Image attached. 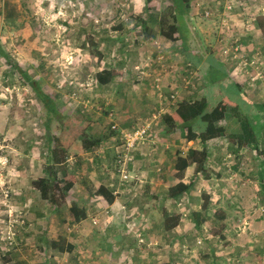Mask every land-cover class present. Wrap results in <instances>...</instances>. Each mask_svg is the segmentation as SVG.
Instances as JSON below:
<instances>
[{"label":"rangeland","instance_id":"obj_1","mask_svg":"<svg viewBox=\"0 0 264 264\" xmlns=\"http://www.w3.org/2000/svg\"><path fill=\"white\" fill-rule=\"evenodd\" d=\"M230 1L229 19L224 3L215 2L204 11L196 4L195 11L191 6V18H184L186 48L183 41L168 42L159 33L145 37L140 26L147 10L164 14L172 0L148 4L146 0H0V47L22 70L10 71V64L0 56V264H162L170 260L178 264H264V192L259 175L264 158L257 157L256 151L245 150L236 157L226 140H212L209 177L197 179L190 196L163 197L181 174L185 183L194 179L188 150L202 147L198 139L181 137L179 129L170 133L161 120L174 104L191 100L193 95L201 97L200 91L208 86L196 79L202 71L197 52L207 55L208 51L220 58L228 36L222 31L239 39L247 51L255 52L262 45L245 17L264 14V0ZM206 11L211 18H205ZM196 17L205 20L196 23ZM220 17L230 22L227 27L222 28L225 20ZM231 26L237 28L236 34L229 33ZM246 32L254 34L246 36ZM261 50L264 62V47ZM42 55L47 63L41 68ZM159 56L165 57L164 68ZM194 58L196 67L189 65ZM106 67L112 68L115 78L99 86L96 74ZM23 74L36 82L44 99ZM247 75L233 71L232 89L225 94L240 103L248 99L264 103V82L251 85ZM207 89V112H211L222 95L218 86ZM156 90L162 96L157 98ZM243 109L251 116L257 111L253 105ZM69 126L83 130L82 137L99 140V144L87 152L82 138L73 141ZM141 127H149L150 136L135 151L138 160L126 166L129 179L122 180L116 160L122 152V132ZM205 127L202 121L194 126L200 132ZM61 138L72 142L64 166L77 172L73 197L89 199L102 183L118 191L126 208L105 206L102 211L87 212L77 222L71 212L72 195L65 194L58 182L48 193L55 197L54 203L33 187L37 180L48 179V157ZM261 145L264 149V134ZM163 210L175 216L168 221L170 226L178 218L177 227L162 228ZM111 216L117 224L111 233L96 227ZM132 219L138 225L131 228ZM11 224L12 244L7 239ZM93 231L102 232L103 243H114L115 249L102 252L100 239L90 241ZM51 242L65 247L74 244L78 249L53 252ZM9 248L12 254L4 259Z\"/></svg>","mask_w":264,"mask_h":264},{"label":"trees","instance_id":"obj_2","mask_svg":"<svg viewBox=\"0 0 264 264\" xmlns=\"http://www.w3.org/2000/svg\"><path fill=\"white\" fill-rule=\"evenodd\" d=\"M152 0H146V4L150 3ZM253 1V0H252ZM148 2V3H147ZM173 5L168 7L164 14H159L156 12H152L151 10H147L146 21H143L140 24L143 35L145 37L153 36L155 33H159L161 38L168 42H177L183 41L186 39L188 30L184 27V18L189 15L191 4L189 5V0H172ZM205 13V12H204ZM251 16H246L245 20H250L251 24H253L258 32V38L261 41L260 50L257 48L254 56L258 55L259 62L264 66L263 58L260 56L262 54L261 48L264 47V14L260 13L255 20H251ZM184 33L182 32V29ZM181 30V33H180ZM157 31V32H156ZM184 45L185 42L183 41ZM242 43V42H241ZM242 45H244L242 43ZM245 47V46H244ZM160 49V48H159ZM248 52V51H247ZM0 56L5 59L10 64V71L19 70L22 73L21 68H19L18 64L13 63L11 58L7 52H4L0 47ZM160 57V56H159ZM158 57V61L161 64V67L164 68V59L160 61ZM163 58H165L163 56ZM39 65L42 68V65L47 63L44 55L40 57ZM190 65L196 67V62L192 60ZM199 71V70H198ZM206 71V69H205ZM202 71L198 72L197 78L198 80H203L205 85H213L218 80L225 79V74H222L221 70H216L211 67L207 72ZM26 79L31 81L30 86L35 91L36 95L40 99H44L42 91L39 90V86H37L36 82L30 80L27 74H23ZM224 75V76H223ZM115 78V74L112 71V68L106 67L100 72L96 74V82L99 86H107L112 83ZM155 79H153V85L155 84ZM236 87L240 88L239 85ZM203 89L200 91V93ZM156 97H160V91L156 90ZM164 94V93H163ZM165 95V94H164ZM173 95V94H172ZM171 95V96H172ZM242 100H246V96L241 93ZM170 96V98H171ZM169 98V99H170ZM172 99V98H171ZM170 99V102L173 101ZM191 100H184L182 102H177L174 104L175 108L172 109L169 113L161 116V120L165 124L166 128L170 133L174 132L176 129H179L184 138L187 141L200 140L201 149H189L188 150V165H194V179L191 182L185 183L184 174H181L177 182L167 188L164 191L163 197L168 200H176L182 197L183 195L190 196L193 188L195 186V181L199 178H208L209 170L207 169V164L210 159V146L209 142L215 139H224L228 142L229 149L231 153L238 157L245 150H251L257 152V157L264 158V149L261 145V137L264 134V103L256 104L251 102L249 99L240 103L238 100L232 99L229 95L226 94L224 98H222L218 107L214 108L211 112H207L210 107L208 100L204 97L190 98ZM48 99L45 100V102ZM174 103V102H173ZM250 103V104H249ZM255 106L257 110L253 116L244 111L243 106ZM249 108V107H248ZM80 117H84L83 114L79 111ZM79 117V116H78ZM199 121H202L205 124V131L200 132L199 128H194L195 124ZM71 132H73V141L82 138L83 147L86 151H89L96 147L99 144V140H95V142H91L89 138L85 136H81L83 130L78 129L77 127L69 126ZM187 134V135H186ZM72 142L70 143L66 141V139H58L54 142V148L50 151V155L48 157L49 162H51L50 168H48V179L41 178L33 183V187L40 191L43 197H50L47 199L48 202L51 200V203H54L55 197L52 195H48L49 192H53L55 189V183L58 182L60 185V189L63 190L65 194H68L72 191L73 186L75 185L76 171H69L64 164L66 162L68 149L70 148ZM53 165V166H52ZM51 167H54L55 172L52 171ZM60 175V177H57ZM260 179L263 181V192H264V168L260 171ZM115 189L111 188L109 185H101L97 190V196L102 197L109 205H112L116 200ZM204 197V196H203ZM207 205H209V199H205ZM264 205V199L261 202ZM203 209H207L206 204L203 205ZM71 212L74 216L75 221L80 222L86 218L87 212L85 208V201L79 200L76 202L75 207L71 209ZM163 217L165 219V223L163 224V229L165 231L172 230L178 225V218L173 225L170 226L169 222L173 217H175L172 213L167 210H163ZM174 219V218H173ZM107 224H116L112 219L107 221ZM195 224H199L195 220ZM112 228L105 229L106 231L111 230ZM102 233L98 231H93L92 233V241L99 240V248L102 252L105 250L108 252H112L115 249L114 243L104 244L103 238L99 235H95ZM94 236L96 239H94ZM7 245V242L5 241ZM119 245V244H117ZM49 248L53 252L58 253H73L78 249V247L74 244H67V246H62L58 244V242H51L49 244ZM12 254L11 248L4 252V259L9 258ZM162 264H178L175 260H170L168 262H164Z\"/></svg>","mask_w":264,"mask_h":264},{"label":"built area","instance_id":"obj_3","mask_svg":"<svg viewBox=\"0 0 264 264\" xmlns=\"http://www.w3.org/2000/svg\"><path fill=\"white\" fill-rule=\"evenodd\" d=\"M222 2L224 3L223 11L225 12L226 18H228V16L230 17V15L227 14H230V12L233 10V3L230 0H222ZM204 16L205 18L212 17L210 11H206ZM222 20L225 19L221 18V21ZM229 23L230 22L227 20H225V22L222 21V28L227 27ZM245 23L250 25L251 21L247 20ZM222 33L225 36L228 35L226 39L227 42L225 41L226 44L224 45L220 54L225 64H231L234 68V72L235 70H241L242 72H244V74H248V82L251 85H256L259 81L264 82V66L259 62V54H256V57L252 58L239 39H237L235 36L233 37V39H231L232 36H229V34H227V32L225 31H222ZM163 59V56L159 57L160 61H162ZM156 81H159V78H157ZM175 97L176 96L173 95L171 96L172 99H174ZM115 129L116 128L114 127V130ZM149 131V127H141L135 129L134 131L122 132L119 146L122 148V152L116 154V160H118V172L121 174L122 180L129 179L126 166L128 165V163L133 162L134 152L137 150L138 146L144 143L150 136ZM114 194L117 195L118 191H115ZM13 227V224H11L9 237H7V239L11 241L10 244H12L14 238V236L11 234Z\"/></svg>","mask_w":264,"mask_h":264},{"label":"crops","instance_id":"obj_4","mask_svg":"<svg viewBox=\"0 0 264 264\" xmlns=\"http://www.w3.org/2000/svg\"><path fill=\"white\" fill-rule=\"evenodd\" d=\"M192 2H190L191 3V6H192V9H194L193 8V6H195L194 4H196L197 6H201L202 7V9H203V11L204 10H206V8H209L210 9V7L209 6H214L213 4L216 2V3H220V4H223V2L222 1H217V0H191ZM195 1H197V2H200V3H196ZM224 5V4H223ZM218 10H219V6H215ZM223 8H224V6H223ZM195 10H197L196 8L194 9V11ZM203 16V15H202ZM191 17H190V15L188 16V19H190ZM214 18H216V17H214ZM257 18V16H254L253 18H251V20H255ZM192 19L194 20V17H192ZM201 19H203V20H205L203 17L202 18H200V17H196V19H195V21H196V23L199 21V20H201ZM217 19V18H216ZM218 20H220L221 21V19L220 18H218ZM195 21H192V22H195ZM225 28V27H224ZM253 29L255 30V32L257 33L258 32V30H257V28L254 26L253 27ZM203 30V29H202ZM240 30V29H239ZM247 30V29H246ZM248 31V30H247ZM203 33H206V30H203ZM229 33L230 34H232V33H234V34H236L237 33V28H234V27H230V30H229ZM252 34H254L253 32H246L245 33V35L247 36V35H252ZM221 35V31L220 32H218V36H220ZM244 35V34H243ZM184 42H185V45H184V43H183V45L184 46H186V48H188V42L186 41V39H184L183 40ZM256 48H254V50H255ZM206 53H207V55H205V54H203V53H199V52H197V54L198 55H196V56H198L199 57V59L198 60H200V62H199V66H198V68L199 69H203V71H205V69H206V71L205 72H207L211 67H213L214 69H216V70H221V72H222V74H225V79H221V80H218L216 83H214L213 85H208V86H218L219 87V91L221 92V95H222V98H224L225 96H226V92H225V90H227V89H229V90H231L232 89V85H233V77H232V73H233V70H234V68L232 67V65L231 64H225V62H224V60H223V58L219 55V57L220 58H217L216 57V55H212L210 52L208 53V51H206ZM248 53L250 54V53H252V54H250L251 56H254L255 55V52H251L250 50H248ZM187 57L189 58V59H191V55L190 54H188L187 53ZM202 58L204 59L203 60V62H202ZM194 61H196L197 62V60H196V58H194ZM190 65V64H189ZM197 65H198V62H197ZM159 72V71H158ZM155 73L156 74H158L157 73V71H155ZM162 74V73H161ZM165 80V79H164ZM235 84V83H234ZM172 86H171V89H170V91H172V89L174 88V85L173 84H171ZM236 85V84H235ZM208 86L206 87V88H204V90L201 92V96H204L206 99H207V94H208ZM165 85H163V90H162V92L163 93H166L165 92ZM156 93V92H155ZM192 95V94H191ZM192 97H194V95L193 96H190V98H192ZM158 98V97H157ZM187 100H188V98H187ZM180 134H181V137H184L183 135H182V133L180 132ZM187 135V134H186ZM190 149V148H189ZM191 149H197V150H200V149H198V148H196L195 146L194 147H192ZM137 151V150H136ZM88 152V151H87ZM135 153V152H134ZM87 155H88V153H87ZM138 155H136L135 156V154H133V162L132 163H134V161L135 160H138ZM87 159H89V158H87ZM93 161H94V159H92ZM96 164H98V162H96ZM100 186L101 185H103L102 183H100L99 184ZM99 186V187H100ZM98 187V188H99ZM98 188L93 192V193H91L90 195V198L89 199H83L82 197H79L78 199L77 198H74L73 197V192L74 191H71L70 192V194L72 195V196H70L71 198H73V203H74V207H75V203L76 202H78L79 200H84L85 201V208H86V212H90V211H93V210H97V209H99L100 211H102V210H104V208H105V206L106 207H111V210L113 209V207L115 206L116 207V205L119 207L120 206V210L123 208H126V207H124V205L119 201V199H118V196L117 195H115L116 196V200L114 201V203L112 204V205H109L102 197H100V196H97L96 194H97V190H98ZM88 197V196H87ZM89 207H92V208H89ZM99 207H101V208H99ZM94 208V209H93ZM127 210V209H126ZM130 211V210H129ZM95 212V211H94ZM97 212H99V211H97ZM122 212H126V211H122ZM119 213V212H118ZM101 217H102V214L100 215ZM110 219H112V216L111 217H109V218H107V221L108 220H110ZM132 221L134 222V224H129V226L132 228V227H136L138 224L136 223L137 222V220L136 219H132ZM93 225H95V224H93ZM96 227H98V229H100L101 231H104L105 229H109V228H112L111 230H115L116 228H117V224H96ZM122 227H124V225H122ZM95 235H99V234H96L95 233ZM103 237V235L101 236V238ZM93 238H91L90 239V241L92 240ZM94 239H96L95 238V236H94Z\"/></svg>","mask_w":264,"mask_h":264}]
</instances>
